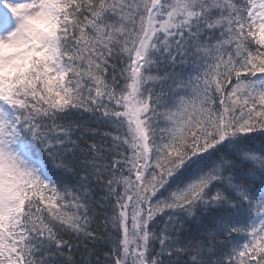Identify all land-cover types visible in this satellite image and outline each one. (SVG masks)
<instances>
[{
  "label": "snow or ice",
  "instance_id": "snow-or-ice-1",
  "mask_svg": "<svg viewBox=\"0 0 264 264\" xmlns=\"http://www.w3.org/2000/svg\"><path fill=\"white\" fill-rule=\"evenodd\" d=\"M0 264H264V0H0Z\"/></svg>",
  "mask_w": 264,
  "mask_h": 264
}]
</instances>
